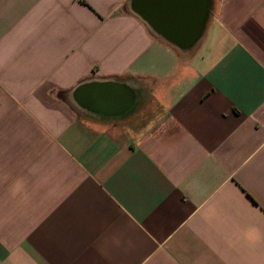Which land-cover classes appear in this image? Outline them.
<instances>
[{"label":"crops","instance_id":"obj_1","mask_svg":"<svg viewBox=\"0 0 264 264\" xmlns=\"http://www.w3.org/2000/svg\"><path fill=\"white\" fill-rule=\"evenodd\" d=\"M211 1L184 50L132 0H0V264H264V0Z\"/></svg>","mask_w":264,"mask_h":264},{"label":"water","instance_id":"obj_2","mask_svg":"<svg viewBox=\"0 0 264 264\" xmlns=\"http://www.w3.org/2000/svg\"><path fill=\"white\" fill-rule=\"evenodd\" d=\"M134 10L155 31L178 47L188 50L202 35L211 13V0H132ZM75 96L81 102L95 98L99 106L130 108L133 96L129 87L119 82H91L77 87ZM120 98H123V100Z\"/></svg>","mask_w":264,"mask_h":264}]
</instances>
